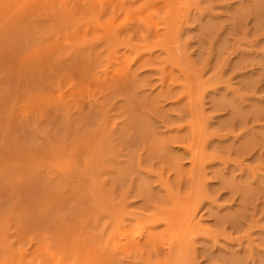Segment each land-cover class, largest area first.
I'll use <instances>...</instances> for the list:
<instances>
[{"label":"rangeland","instance_id":"rangeland-1","mask_svg":"<svg viewBox=\"0 0 264 264\" xmlns=\"http://www.w3.org/2000/svg\"><path fill=\"white\" fill-rule=\"evenodd\" d=\"M0 264H264V0H0Z\"/></svg>","mask_w":264,"mask_h":264},{"label":"bare ground","instance_id":"bare-ground-1","mask_svg":"<svg viewBox=\"0 0 264 264\" xmlns=\"http://www.w3.org/2000/svg\"><path fill=\"white\" fill-rule=\"evenodd\" d=\"M150 26H151V25H150ZM195 136H196V135H195ZM192 147H193V146H192ZM194 162H195V161H194ZM192 164H193V166L195 167V163H192ZM169 224H171V223L169 222ZM143 231H147V230H145V228H144ZM175 241H176V240H175ZM172 242H173V241H172ZM169 248H170V250H171V249L173 248V245L171 244Z\"/></svg>","mask_w":264,"mask_h":264}]
</instances>
